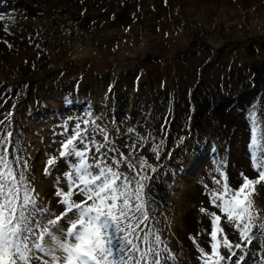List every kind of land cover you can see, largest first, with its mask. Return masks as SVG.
Here are the masks:
<instances>
[{"label":"rangeland","instance_id":"obj_1","mask_svg":"<svg viewBox=\"0 0 264 264\" xmlns=\"http://www.w3.org/2000/svg\"><path fill=\"white\" fill-rule=\"evenodd\" d=\"M29 1L47 15L42 13L36 21H31L30 16L25 14L21 8L7 15L4 14L5 20L2 21L4 22L2 26L14 36L16 47H20V50H16L19 54L18 58L12 53L13 50L8 49V57L0 68V75L5 79L13 78L16 73L14 62L20 61L22 68L34 66L35 71L31 74L40 77V80H36L38 83L35 84V101L49 97L47 102L42 100V102L33 103L31 108L28 107L30 113L35 114L38 121L32 122L27 129L29 130V142H31L27 146V159L32 158L30 161H35V164H31L25 172L27 182L31 181L30 184L34 187L35 193L39 194L38 204L44 206H47L49 198L54 196L59 188L66 190L64 181L60 180L57 183L55 178L64 172L63 168L53 171L54 168L51 167V175H46L45 165L50 157H58L61 139H67L76 129L74 127L68 130L71 118L76 122L72 126L76 125L77 121L79 122L78 125L83 134L88 136V141L94 140L97 145H105L100 150L102 154L113 146L117 139L121 140L125 136L124 130H127L129 136L132 134L134 138H139L142 133L149 135L151 131L140 132L137 127L146 123V117H152L150 112L154 115L153 113L161 107L165 109L164 115L156 118V121H151L148 129H157L165 117L169 119V123L172 122L168 115L169 107L161 104L162 101H157L156 94L165 93L170 87H174L172 92H176L177 89L179 92L189 94L200 80H205L206 84H210L221 76L228 75L227 70L231 64L235 67H246L250 59L264 57L262 53L250 58L245 48L246 44L253 40H264V4L246 6L235 0L215 2L213 0H141L138 3L141 6L138 19L130 27L121 28L127 14L124 13L123 18H120L123 19L121 22L115 23L114 18L121 16L123 12L111 11L109 20L105 13L101 16L100 10L102 8L104 11L105 5L99 2L87 7L89 9V31L88 33L78 31L75 43L82 45H75V48L71 49V54L67 56L66 52H70V49L67 50L68 40L72 35L65 38V43L60 42L59 36L64 32L66 22L60 17L64 7H66L64 11L75 7L69 0ZM119 1L104 0L111 7L116 6L113 2ZM61 23L64 24L60 26ZM212 24L216 26V29L206 36L203 30L210 28ZM222 26L232 27V29L223 30ZM33 31L35 38L31 41L33 38L28 36L27 32L33 33ZM52 32H55L53 36ZM28 41L31 43H27ZM238 44L244 47L236 48ZM196 49H199L198 53ZM216 53L226 57L216 60ZM72 55L74 56L71 57ZM26 57H28V62H26ZM211 59H213L212 62ZM64 61H77L84 66L77 75H73L75 69H67L69 66H65ZM48 62L51 63V69L49 65L47 66ZM166 76L172 77L173 81L171 82L172 79H167ZM161 81L165 82V86ZM152 82L156 83L152 84ZM173 82H175L174 85ZM70 83L76 85V91L72 93V96L65 98L61 86H69ZM47 84H51L49 89L51 93L44 88ZM187 97L189 95L184 97L185 102L189 101ZM75 98L77 101L74 100ZM125 102L128 103V108L123 109ZM76 104L81 108L86 105V116L81 115L82 111L76 113L77 110H74L75 112L71 113L70 106ZM115 108L117 110L114 115ZM192 111L190 106L184 117L177 112L178 127L176 128L178 129L175 131V137L179 136L175 145L177 141L185 139L182 154H185L186 158L184 161L180 160L183 166L180 170L182 171L188 165L189 167L187 171H182L179 175L176 165L171 166L175 178H181L188 171L192 176L189 181L181 183L178 187L180 189H177V195L171 197V202L175 205L174 211L179 210L182 207L181 204L187 203L184 195L190 193L195 196L198 208L218 213V209L210 204L208 193L217 187L215 180H222L221 172L227 174L228 183L233 189L239 188L243 182L241 173L245 176L248 174L250 179H256V173L248 172L250 164L246 153L244 154L241 150H238V153H242V156L239 155L240 157L236 158V155L231 159L229 167L225 168L221 150L208 138L197 139L194 145L190 146L191 139L197 138V135L190 138L186 127L187 123L192 121ZM132 120L137 122V125L130 123ZM1 123L3 124L0 121V125ZM24 123L23 119L20 124ZM105 135L108 137L107 141H105ZM89 146L92 147L91 144ZM200 147L202 150L199 149ZM172 150L173 148L168 149L167 155L171 154ZM40 151L41 158L33 160V157H36ZM187 151L194 156L193 161L187 158ZM98 154L93 148L92 152L88 153L89 162L94 155ZM106 154L107 156L101 159H105L107 164H112V160L119 159V156L114 158V152L111 154L106 152ZM118 171L123 172L120 168ZM246 172L248 173L245 174ZM171 183L173 184L174 181ZM254 188L255 192L249 196L253 202L252 211L264 220V205L259 193L264 189V182L255 185ZM50 205L54 208L58 206V197L54 201L50 199ZM50 205L48 208L55 216ZM50 218L52 217L45 214L42 220L46 223ZM176 219L178 224L179 217ZM221 224L223 226L226 224V229L233 230L230 232L233 233L232 235H227L229 240L239 237L238 232L226 222V219L221 220ZM62 225L60 224V228L66 230L67 226ZM209 232L208 228L200 227L199 233L195 232L194 235L197 245L205 251H208V246L203 241H210L204 236ZM263 238L264 235L257 234L256 239L253 240V246L248 247L246 262L248 259L249 264H256L250 260L260 252L264 255V248H262L264 241L261 240ZM195 242L191 240V237L189 238V251L188 249L182 251V246L176 245L177 252L173 254L176 259L175 264H193L195 261L199 264L197 257L200 252ZM220 251L221 254L227 255L225 249L221 248ZM36 256L40 254L36 253ZM235 259L233 257V263ZM33 264H39V261L33 260Z\"/></svg>","mask_w":264,"mask_h":264},{"label":"trees","instance_id":"obj_2","mask_svg":"<svg viewBox=\"0 0 264 264\" xmlns=\"http://www.w3.org/2000/svg\"><path fill=\"white\" fill-rule=\"evenodd\" d=\"M213 1L215 2L217 0ZM69 2H71L72 6L75 8H71L66 11H64L66 7L63 8V14H61L60 19L62 18L63 21H66L65 30L59 36L60 42L65 43V38H68L70 35H72L68 40L69 46L67 50L70 49V52H66L67 56L68 54H71V49L73 50L75 48V45H82L78 42L75 43L78 38V31L80 30L79 33H88L89 31L90 27H88V6L98 4L99 2L104 3L105 9L103 11V9L101 8L100 14L101 16H104L103 14L105 13L109 20L111 18L110 15L112 14L111 11L123 12L121 16L114 18L115 23L121 22L123 19L120 18H123L124 13L127 14L121 28L130 27V25H132L136 21V19H138V14L141 11V6L140 4H138L141 2V0H120L119 2H113V4L116 3L115 7L109 6V4L104 2V0H69ZM235 2H240V4H245L246 6H251L254 4H264V0H235ZM21 5L23 6V8ZM136 5L140 8L138 9ZM19 8H21V10H23L25 14H28L30 16L29 18L31 19V21H36L37 17L40 16V14L44 13L29 0H0V15H2V18H0V68H2V64L6 62V58L8 57V49L13 50L12 53L19 58V54L16 50H20V47H16V39L6 28L2 26L4 23L2 21L5 20L4 14L7 15L10 12L19 10ZM116 19H118V21H116ZM63 24L64 23H61L60 26ZM222 28L223 30L229 29V31L232 29V27L228 26H222ZM215 29L216 26L212 24L210 28H205L203 31L207 36L208 34H210L209 32H211L212 34ZM54 33L55 32H52L51 35L53 36ZM222 33L224 32L222 31ZM27 34L28 36H32L33 39L31 41H33L35 38L34 31L33 33L27 32ZM27 43L31 42L28 41ZM208 43L212 45L211 42ZM242 47L244 46L238 44L236 48ZM245 48L247 49V53L248 55H250V58L256 55H261L262 53H264V40H253L246 44ZM198 50L199 49H196L197 53ZM73 56L74 55H72L71 57ZM225 57L226 56H222L216 53L215 59L218 60ZM25 59L26 62H28V57H26ZM212 61L213 59H211V62ZM64 64L65 66H69L67 68L69 70L72 68L75 69L72 73L73 75H77V73L80 72V70L84 66L82 63L77 61H64ZM48 65L49 69H51L50 62H48L47 66ZM231 65H229L230 67L227 70L228 75L221 76L217 79V81H212L210 82V84H206L205 80H200L197 84H195V87L189 94L188 92H179V90L177 89L176 92H172L174 87L167 88L168 91L165 93L156 94L155 99H157V101H162L161 104L169 107L168 115L170 119H172V122L169 123V119L165 117V119H162L161 123H159V127L157 126V129H148L151 121H156V118H161L164 115L165 109H162L161 107L153 113L154 115H152V113L148 111L150 112V115L152 117H146V123H144V125L140 124L137 129L140 132H146L147 130L151 131L149 135L142 133L139 138H134L132 134L129 136V132L127 130H124L123 134H125V136L121 140L117 139V142L113 146L109 147V149H107L106 151L111 154L113 153V151H111L110 149L115 148L118 151L114 152V158L118 157L119 153H123L126 157H128L127 162L120 163L119 165L120 170L123 171L122 173L125 176L129 177L130 179L135 177V179L137 180H141L143 176L148 177V179L141 180V182L145 185L143 196L145 200V210L149 218L140 225V228L137 229V232L141 236H143L144 232L149 231L159 234L161 240L164 241V244H166L167 248L169 249V253L163 254L165 256H168L170 254L173 257V254H176L177 252V244L182 246V251H184L185 249H188L189 251V238L191 237V240L194 241L195 232L199 233L200 227H206L210 232L212 229L210 217L200 211V208H198V206L196 205L194 195L186 193L184 195V198L186 199L187 203L184 205L181 204L182 207L179 210L176 209L174 211L175 205L171 202V197L177 195V189H180L178 187L181 186V183L183 181H189L192 176L188 171L184 173L181 178L173 177L174 172H172V165H176L179 175L182 171H187V167H189L188 165L182 171L180 170V167H183L180 160L184 161L186 157L185 154H182L185 147V139H183L182 141H177V144L175 145L176 139L179 138V136L175 137V131L176 129H178L176 128L178 127L176 123L177 112L182 117H184L190 106L193 110L192 121L187 123L188 125L186 127L190 138L193 137V135H197V138L191 139L192 143H190V146L194 145V141L197 139L208 138L214 143V145L218 147V149L221 150L224 157V160L222 161L225 163V168L229 167L231 159L235 158L236 155V158L240 157L239 155L242 156V153H238V150H241L243 151V153H246V157L250 164V170L248 172H255V178H257L258 173L253 169L250 157L249 145L251 143V125L248 116L250 112L255 111V114L258 118L264 119V57H261L259 59H250L246 67H235ZM13 66L14 71H16L13 77L15 79H13L12 77H10V79H5L0 75V121L3 122V124L1 123L0 125V135H7L8 132H11L12 135L9 138L11 141L9 145V152L14 151L15 155L21 157L23 160H26L28 165L31 166V164H35V161H30L32 158L29 160L27 159V146L29 145V143L31 144V142H29V130L27 129L32 122H37L38 119L35 117V114L30 113L31 111L28 110V107H30L35 102H42V100L47 102V98L49 97L39 98L38 101H35V84L38 83L36 82V80H40V77L39 75L38 77L32 75L31 72H34L36 67L25 66V68H22L20 65V61L14 62ZM42 74L44 73L42 72ZM159 77L161 79V76ZM166 78L172 79V77L167 76ZM10 81L14 83L12 84ZM172 81L173 79L171 80V82ZM161 82L164 83L163 86H165V82ZM175 82H173V85L175 84ZM153 83L156 82H152V84ZM70 85L71 88H69ZM70 85H66L65 87L61 86L65 98L68 96H72V93L76 91V85H72L71 83ZM50 86L51 84H47L44 86V88L49 91ZM186 95H189V97H187L189 101L187 102L184 101V97ZM74 100L77 101L76 98ZM122 107L123 109L128 108V103L125 102V105L123 104ZM70 108L71 113L77 110L76 113L82 111L81 115L86 116V105L81 108L78 106V104H76L74 106H70ZM115 110L117 109H114V115ZM135 115L134 117L136 119ZM23 119L25 123L20 124ZM73 123L76 122L73 118H71L68 130L73 129L74 127L76 128L79 122L77 121V124L72 126ZM130 123H134L137 125V122H135L134 120H132ZM261 129H264V125H261ZM260 135L261 133L258 132V140ZM148 136L152 137L150 138ZM64 141H66V139H61L60 147L62 142ZM77 146L82 147V145L79 144ZM170 148H173V150L171 154L167 155L168 149ZM199 149L202 150V147H200ZM106 152L102 153L105 155H101L99 153L100 158H105L107 156ZM41 154V151L38 152L37 156L33 157V160H36V158H41ZM257 155H260V153H257ZM186 156L189 161L194 160V156L191 154V152L189 153V151H187ZM141 158L146 160L147 165H150L151 167L146 166L144 168H140L139 161ZM74 162V158H69L68 160L59 158L52 166V168H54L53 171L58 168H63L62 170L64 172H62V174L58 176H55V178L57 179L59 177L60 180L64 181V188L66 187L65 191L68 190V187L66 181L63 178L64 173L70 171L69 164ZM128 162L136 164L135 171L128 167ZM113 167H115V165H113ZM20 170H23L22 165ZM248 172H246L245 174H247ZM172 177L174 181L173 184L171 183L173 182ZM247 177H249L248 174ZM194 186H196V183H194ZM259 193L261 194V202L264 205V189ZM56 197L57 195L55 193L54 196L49 198L48 203L46 204L47 207H49L50 205V199L54 201ZM73 199L76 201H81L85 199V197L79 194H75L73 196ZM58 204L59 205L55 208L50 205L53 208V212L55 215H59L64 210L63 206L59 203V200ZM69 215L71 216V214ZM137 215L139 216L140 214L137 213ZM217 215H220V213L218 212ZM177 217H179L178 224L176 219ZM72 218L74 219L75 217ZM223 219L226 218L222 216L221 220ZM174 222L175 224L173 225ZM60 224L66 225L68 227L67 220L62 221ZM220 226L223 227L224 233L226 235L233 234L230 233L233 232L232 229L225 228L227 227L226 224H224V226L223 224H221ZM204 238H209L210 241L209 234H206ZM235 239L236 237H233L230 239V241H232L233 243L239 242V237L236 240ZM261 240L264 241V238ZM206 241L207 240L203 241L205 242V245L208 246V251L206 252H211L209 242ZM135 242L138 244L140 243L139 240ZM195 243L197 245V242ZM251 245L253 246V244ZM141 246L147 247V245ZM161 247H163V245H161ZM262 257H264V255L262 252H260L259 255L254 256L250 261L255 262L256 264H261ZM197 258L198 263L202 264L201 253ZM175 260V258L174 260L167 259L165 261H162V264H175ZM195 262H193V264H196ZM246 263L249 264L248 259Z\"/></svg>","mask_w":264,"mask_h":264},{"label":"snow or ice","instance_id":"obj_3","mask_svg":"<svg viewBox=\"0 0 264 264\" xmlns=\"http://www.w3.org/2000/svg\"><path fill=\"white\" fill-rule=\"evenodd\" d=\"M248 119L251 163L258 175L250 179L241 173L243 182L236 189L229 185L224 172H221L222 180L214 181L217 187L208 193L209 201L220 215L200 209L210 217L212 225L211 252L197 245L202 264H233V257L236 258L234 264H246L248 247L257 234L264 235V220L252 211L253 202L249 199L255 192L254 186L264 182V142H260L264 141V129H261L264 119L258 118L255 111L249 113ZM258 132L261 133L259 140ZM11 135V132L0 135V264H33V260L39 264H162V261L174 259L170 254L163 255L169 253V249L159 234L149 231L141 236L137 232L149 218L143 196L145 185L141 182L148 177L130 179L119 172L120 163L128 161L123 153H119V159H114L112 164L95 155L89 162L88 153L93 148L95 153H100L105 145L88 141L77 125L73 134L62 142L59 157H50L45 166L48 175L58 158L75 159L63 177L68 190L59 188L56 192L64 210L53 216L47 206L38 204L39 194L26 180L27 161L14 151L9 152ZM21 165L23 170H20ZM139 166L151 167L143 158ZM128 167L136 170L134 163L128 162ZM75 194L85 199L76 201ZM45 214L52 217L46 223L42 220ZM222 216L238 232L239 242L233 243L224 233L220 226ZM64 220L68 223L66 230L60 228ZM221 248L227 251L226 256L221 254ZM261 264H264V257Z\"/></svg>","mask_w":264,"mask_h":264}]
</instances>
